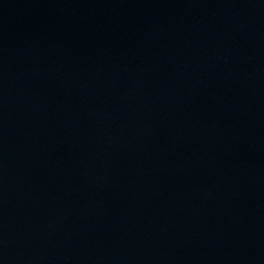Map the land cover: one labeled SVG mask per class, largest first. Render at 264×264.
<instances>
[{
	"label": "water",
	"instance_id": "1",
	"mask_svg": "<svg viewBox=\"0 0 264 264\" xmlns=\"http://www.w3.org/2000/svg\"><path fill=\"white\" fill-rule=\"evenodd\" d=\"M0 264H264V0H0Z\"/></svg>",
	"mask_w": 264,
	"mask_h": 264
}]
</instances>
